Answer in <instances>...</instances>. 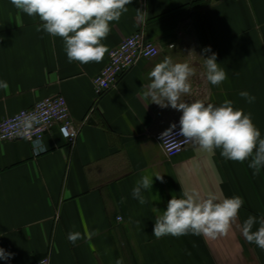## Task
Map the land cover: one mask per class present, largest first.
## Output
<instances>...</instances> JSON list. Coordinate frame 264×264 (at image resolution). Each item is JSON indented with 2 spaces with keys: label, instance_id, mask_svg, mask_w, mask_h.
Masks as SVG:
<instances>
[{
  "label": "crops",
  "instance_id": "0c3cea01",
  "mask_svg": "<svg viewBox=\"0 0 264 264\" xmlns=\"http://www.w3.org/2000/svg\"><path fill=\"white\" fill-rule=\"evenodd\" d=\"M126 7L102 43L110 51L143 30L160 52L139 59L116 88L96 99L90 81L109 51L99 63H69L62 38L38 32V17L0 0V81L8 84L0 88V121L62 95L79 128L70 146L53 126L39 154L26 140L0 141V248L12 254L0 264H34L46 256L50 264H264V250L246 242L235 225L214 239L153 235L155 216L182 196V188L202 197H242L239 224L249 215L264 217V167L254 174L248 160L232 161L221 149L205 152L195 143L167 158L153 135L181 113L152 103L142 87L165 57L186 62L193 75L185 101L219 105L230 99L252 114L264 138V0H132ZM208 46L227 73L220 86L201 75ZM143 175L153 185L140 204L132 189ZM85 229L97 234L69 242V232Z\"/></svg>",
  "mask_w": 264,
  "mask_h": 264
},
{
  "label": "clouds",
  "instance_id": "9594fccd",
  "mask_svg": "<svg viewBox=\"0 0 264 264\" xmlns=\"http://www.w3.org/2000/svg\"><path fill=\"white\" fill-rule=\"evenodd\" d=\"M18 13L39 18L37 31L52 37H60L68 62L87 64L101 62L109 51L102 43L110 31L111 23L119 22L127 12L126 5L132 0H10ZM204 70L201 75L214 86H220L226 79V71L217 63V53L208 46L203 49ZM193 68L186 62H173L165 57L149 72V83L144 95L161 108L171 107L181 113L179 132L173 123L161 134L166 147H174L177 136L185 142H193L205 152L221 149V156L238 162L249 161L248 167L258 174L264 167V138L253 122L252 114L234 108L233 101L224 100L219 105L204 100L187 102L184 96L191 93L190 77ZM7 82L0 81V88L7 89ZM239 95L248 103L255 97L248 91ZM163 182V175L155 177ZM153 178L143 175L132 189V196L145 204L144 192L152 189ZM244 204L240 196L220 199L215 195L202 197L196 189H183L180 198L172 197L166 209L155 216L153 235L159 239L171 235L180 237L189 233L209 238L226 236L235 225L248 243H254L264 250V217L249 215L242 224L237 223L239 211ZM139 221H137V224ZM259 225L253 231L254 225ZM96 232L85 229L69 232L67 239L73 245L85 237L91 238ZM12 254L0 248V258L8 259ZM120 264V261H117Z\"/></svg>",
  "mask_w": 264,
  "mask_h": 264
},
{
  "label": "built area",
  "instance_id": "2783aa9c",
  "mask_svg": "<svg viewBox=\"0 0 264 264\" xmlns=\"http://www.w3.org/2000/svg\"><path fill=\"white\" fill-rule=\"evenodd\" d=\"M159 52V46L153 41H148L143 30L136 31L119 41L109 51L105 66L90 81L96 99L116 88L120 77L127 69L129 70L130 67L134 66L139 59L153 58ZM68 109L67 101L62 95L44 97L31 107L19 110L15 114L2 119L0 121V141L23 139L30 143L36 154H39L44 152L42 146L43 136L53 126H57L61 137L65 138L70 146H73L78 137L79 128L73 123L74 121ZM179 118L175 122L177 127L173 129L174 133L179 132ZM165 130L156 132L153 138L159 143L158 145L167 158L178 155L185 147L193 143L185 142L182 137L177 136L178 143L174 147H166L162 144L163 141L160 138ZM117 220L120 221L121 217H118ZM34 264H50V259L46 256Z\"/></svg>",
  "mask_w": 264,
  "mask_h": 264
}]
</instances>
